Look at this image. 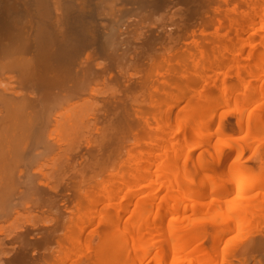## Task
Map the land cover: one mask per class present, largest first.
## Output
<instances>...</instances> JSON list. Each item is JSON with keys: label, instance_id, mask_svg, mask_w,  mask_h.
I'll list each match as a JSON object with an SVG mask.
<instances>
[{"label": "bare ground", "instance_id": "6f19581e", "mask_svg": "<svg viewBox=\"0 0 264 264\" xmlns=\"http://www.w3.org/2000/svg\"><path fill=\"white\" fill-rule=\"evenodd\" d=\"M0 264H264V0H0Z\"/></svg>", "mask_w": 264, "mask_h": 264}]
</instances>
